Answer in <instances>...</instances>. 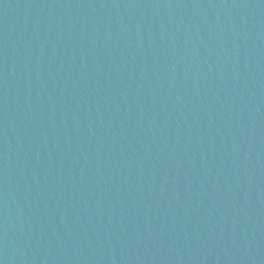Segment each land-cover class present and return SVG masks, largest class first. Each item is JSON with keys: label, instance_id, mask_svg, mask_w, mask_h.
Segmentation results:
<instances>
[{"label": "water", "instance_id": "obj_1", "mask_svg": "<svg viewBox=\"0 0 264 264\" xmlns=\"http://www.w3.org/2000/svg\"><path fill=\"white\" fill-rule=\"evenodd\" d=\"M0 264H264V0H0Z\"/></svg>", "mask_w": 264, "mask_h": 264}]
</instances>
